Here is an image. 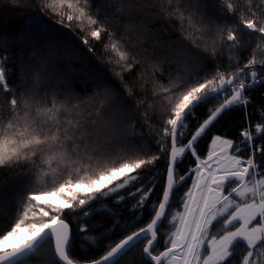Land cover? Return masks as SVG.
<instances>
[{
  "label": "trees",
  "instance_id": "trees-1",
  "mask_svg": "<svg viewBox=\"0 0 264 264\" xmlns=\"http://www.w3.org/2000/svg\"><path fill=\"white\" fill-rule=\"evenodd\" d=\"M231 2L236 6L235 15L224 11L218 0H171V3L169 0H89L90 14L107 31L101 33L99 40L89 37V43L85 45V33L98 25L90 27L86 21L75 20L69 24L66 16L61 23L59 13H67L66 6L54 11L48 7L51 0H0V64L6 69L7 82L13 91L31 92L48 106L53 101L80 102L77 111L81 113L82 122L90 112L93 113V123L89 124L86 136L89 143L81 146V154L85 147L91 150L97 144L124 140L126 143L110 145L115 152L111 160L120 156L148 159L159 155L157 150L161 145L169 146L159 135L168 108L160 87L168 86L169 73L172 78L179 74L181 79L189 76L211 78L217 69L231 75L253 57V50L257 62L261 64L264 61V40L259 37L237 31L241 42L239 48L226 41L228 30L237 29L242 15L248 17L245 9L251 8L257 17L264 18V0ZM121 8L123 11H118ZM174 9L177 15H169ZM180 12L184 16L183 24L177 18ZM110 34L122 40V50L130 53L129 62H132V57L135 58L131 70L124 71L121 66L124 62L117 65L116 54L110 47L106 49L105 46L112 42ZM185 62L189 64L187 70ZM257 72L264 74V68ZM97 75L109 82L113 92L112 102L105 104L99 117L94 113L99 108L100 99L93 96L98 87ZM128 89H131V96L127 94ZM250 91L251 100L246 106H233L197 142L195 147L201 159L207 158L212 136L231 139L243 148V128L264 120V84ZM10 98L0 85V114L5 119ZM220 102L210 101L196 109V119H191L192 128L196 127L197 121L205 118L207 108H215ZM133 122H136L135 128L132 127ZM259 143L264 141L258 136ZM167 161L168 157L161 155L154 165L137 170L143 179L131 191H135L141 183L145 188H154L142 213L135 208L139 196L128 195L129 189H125L120 195L104 198L88 208L87 211L93 213L88 218H84L82 213L75 216L68 210L61 214V218L71 226L70 255L74 261L85 263L99 258L110 250L109 245L115 246L124 235H130L131 231H137L151 222L154 217L151 206L158 205L166 183ZM194 168V158L185 155L178 165L176 179ZM34 171L35 167L31 164L0 167V193L7 185L15 188V192L0 196V233L15 222L19 207L22 209L25 206L29 191L49 190L51 180L32 182L30 177ZM191 184L192 179H187L175 190L167 220L158 229L159 246L153 253L164 249L165 240L173 232L168 221L172 215L183 211L181 200ZM120 196H125V199L117 203ZM81 224L88 226L84 234L80 232ZM131 225L135 226L125 232L124 228ZM220 228L217 225L214 229ZM232 229L229 227V230ZM217 233L223 235L222 230ZM85 236L88 237L87 243L84 242ZM146 243L145 240L133 248L120 260V264H146L143 254ZM253 251V259L258 264H264V245H258ZM246 254V244L237 245L231 264H243ZM24 264H59L53 241L46 240Z\"/></svg>",
  "mask_w": 264,
  "mask_h": 264
},
{
  "label": "snow or ice",
  "instance_id": "snow-or-ice-1",
  "mask_svg": "<svg viewBox=\"0 0 264 264\" xmlns=\"http://www.w3.org/2000/svg\"><path fill=\"white\" fill-rule=\"evenodd\" d=\"M218 3L228 14L235 15L236 6L231 0H218ZM65 6L69 11L59 13L61 23H64L66 16L69 24L75 20L86 21L90 27L98 25L85 33V45L89 43V37L99 40L101 33L107 31L90 14L89 0H51L48 5L54 11ZM118 11L122 12L123 9ZM245 11L248 17L242 15L237 29L228 30L226 41L232 47L239 48L241 44L237 31L264 40V18L257 17L251 8ZM169 15L176 16L177 10L174 9ZM177 18L183 24V12ZM110 39L111 44L105 47H110L116 54V64L121 65L123 61V70H131L135 58L132 57V62H129L130 53L122 50V40L116 38L115 34H110ZM260 63L264 64V61ZM257 65L253 50V57L231 75L219 69L211 78L189 76L181 79L179 74L172 78L169 73L168 86L160 87L168 108L163 130L159 133L169 146L161 145L157 150L159 155H152L148 159L120 156L111 160L115 152L110 145L126 141L97 144L91 150L85 147L81 154V146L89 143L86 136L89 124L93 123V113L90 112L82 122L81 113L77 111L80 102L53 101L48 106L31 92L13 91L7 82L6 69L0 64V85L11 97L7 101V118L0 114V167L31 164L35 167L30 177L33 183L38 179L51 180L48 191L27 193L21 217L0 233V264H24L45 240H54V252L59 264H75L70 255L71 226L61 218V214L68 210L75 216L82 213L84 218H88L93 214L87 211L88 208L104 198L120 195L125 189H129L128 195L139 196L135 208L142 213L154 188H145L142 183L135 191H131V188L143 179L137 170L154 165L161 155L168 157L166 184L158 205L151 206L154 213L151 222L138 231H131L135 225L125 227L124 231H131V234L124 235L115 246L109 245L110 250L92 259L89 264H120L124 256L145 240L147 243L143 254L146 264H231L235 249L241 243L247 246L243 264H258L253 259V250L258 245H264V143L257 144V137L264 141V120L241 132L243 148L219 135L211 137L213 147L209 149L206 159L200 158L195 147L211 126L233 106H246L249 103L245 95L251 85L242 77L250 75L251 84L264 83L255 70ZM188 67V62H185V70ZM96 80L98 87L93 96L100 99V104L94 115L99 117L105 104L112 102L113 92L104 77L97 75ZM127 94L131 96V89L127 90ZM210 101L222 102L215 108H207L205 118L197 121L193 129L191 123L186 121L189 117L195 120L196 109ZM132 127H136V122L132 123ZM178 144L182 146L178 147ZM217 147L220 148L219 152ZM245 152L249 154L244 155ZM185 155L194 158L195 168L189 169L177 180L178 165ZM186 179H192V184L181 200L183 211L175 213L168 221L175 230L165 240L164 250L153 255L159 246L157 231L167 220V212L171 209V197ZM45 196L56 197L58 202L53 204L42 200ZM124 199L125 196H120L117 203ZM34 207L39 209L38 213L33 210ZM237 223L239 227H235ZM217 225L221 226L223 235L213 234ZM229 227L235 230L231 231ZM87 231L88 226L81 224L80 232L84 234ZM8 242H12V246H5ZM84 242H88V237H84Z\"/></svg>",
  "mask_w": 264,
  "mask_h": 264
},
{
  "label": "rangeland",
  "instance_id": "rangeland-1",
  "mask_svg": "<svg viewBox=\"0 0 264 264\" xmlns=\"http://www.w3.org/2000/svg\"><path fill=\"white\" fill-rule=\"evenodd\" d=\"M226 139V138H225ZM179 146H182V145H179L178 144V147ZM211 147H213L212 145L210 146V148ZM216 150H217V152H219L220 151V148L219 147H217L216 148ZM183 158V157H182ZM195 178V177H194ZM193 178V179H194ZM12 185H7V187H5L1 192L2 193H0V196H2V195H5L6 196V194H10L11 192H15V188H12L11 187ZM44 192V191H43ZM39 193V192H38ZM42 200H47V201H49L50 203H53V204H55V203H57L58 202V198H56V197H52V196H45V197H42ZM23 209H24V207H22V209L19 207V210H18V214H17V219H19L20 217H21V215H22V212H23ZM33 210L34 211H36L37 213H38V211H39V209L38 208H33ZM46 210H48V209H46ZM29 215L31 216V213H29ZM37 219H39V217L37 216ZM33 222H35V221H33ZM240 225L238 224L237 225V227H239ZM175 229H173V231H174ZM217 230V229H216ZM215 229H213V234L214 235H217V236H220V233H217V231L218 232H220V229H218L217 231H216ZM235 229L233 228L231 231H234ZM215 232V233H214ZM147 242V241H146ZM5 246H7V247H10V246H12V242H8V244H6ZM164 250V249H163ZM162 250V251H163ZM160 252H158V253H153L154 255H158ZM76 262V261H75ZM78 263V262H77Z\"/></svg>",
  "mask_w": 264,
  "mask_h": 264
},
{
  "label": "built area",
  "instance_id": "built-area-1",
  "mask_svg": "<svg viewBox=\"0 0 264 264\" xmlns=\"http://www.w3.org/2000/svg\"><path fill=\"white\" fill-rule=\"evenodd\" d=\"M257 74H258V76H259L262 80H264V74H261V73H258V72H257ZM242 79H244L246 83H249V84L251 85L250 88H249V90H248V92H247L246 95H245V98H246L248 101H250V100H251V98H250V95H251V91H250V89H252V88H254V87H260V86H261L262 84H264V83H255V84H251V76H250V75H248V76H246V77H242ZM195 116H196V114H195ZM191 119H192V118H189L188 121H186V122H189V123H191V125H192V120H191ZM254 125H255V124H254ZM250 126H251V125L246 126V127H249V128H250ZM246 127H244L243 130H244ZM243 130H242V131H243Z\"/></svg>",
  "mask_w": 264,
  "mask_h": 264
},
{
  "label": "water",
  "instance_id": "water-1",
  "mask_svg": "<svg viewBox=\"0 0 264 264\" xmlns=\"http://www.w3.org/2000/svg\"><path fill=\"white\" fill-rule=\"evenodd\" d=\"M262 68H264V64H262V63L259 64V63H258L257 68H256L255 70L257 71V70L262 69ZM186 180H187V179H186ZM183 183H184V182H183ZM165 184H166V183H165ZM180 186H181V185H180ZM178 187H179V186H178ZM178 187H177V188H178ZM177 188H176V189H177ZM172 196H173V195H172ZM171 201H172V197H171ZM146 226H147V225H146ZM146 226H145V227H146ZM137 231H138V230H137ZM157 235H158V231H157ZM71 237H72V230H71ZM45 241H46V240H45ZM45 241H44V242H45ZM52 241H53V246H54V240H52ZM44 242H43V243H44ZM153 255H154V254H153ZM144 257H145V256H144ZM145 259H146V258H145ZM75 264H89V262H85V263H77V262H75Z\"/></svg>",
  "mask_w": 264,
  "mask_h": 264
}]
</instances>
